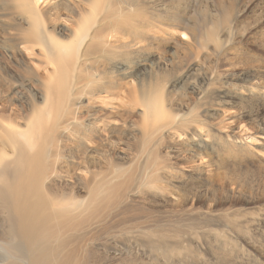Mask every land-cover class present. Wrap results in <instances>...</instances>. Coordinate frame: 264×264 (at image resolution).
I'll list each match as a JSON object with an SVG mask.
<instances>
[{"label": "bare ground", "instance_id": "obj_1", "mask_svg": "<svg viewBox=\"0 0 264 264\" xmlns=\"http://www.w3.org/2000/svg\"><path fill=\"white\" fill-rule=\"evenodd\" d=\"M138 1L0 0L11 31L0 46L16 61L13 73L0 67V264H96L93 252L116 238L150 264H234L248 229L264 231V125L241 124L243 107L264 106V59L247 53L263 72L224 76L250 59L214 60L234 25L222 0L199 14L181 6L193 0H151L142 10ZM143 15L190 21L164 29ZM156 35L174 37L177 52L191 48L184 81L158 76L165 65L149 60L154 48L137 47ZM257 39L264 45V31ZM173 85L195 101L181 93L171 111ZM200 189L220 197L200 202Z\"/></svg>", "mask_w": 264, "mask_h": 264}, {"label": "rangeland", "instance_id": "obj_2", "mask_svg": "<svg viewBox=\"0 0 264 264\" xmlns=\"http://www.w3.org/2000/svg\"><path fill=\"white\" fill-rule=\"evenodd\" d=\"M151 0H139L135 8H138L142 10L143 8L147 9L149 8L148 2ZM194 3L186 1V4L184 2V5L182 4V7H189L192 5V7L195 9V11L199 14L201 11L200 9L209 10L208 12L211 13L215 11L218 8V5H220V2H217L218 0H193ZM221 1V0H219ZM189 2V3H188ZM224 2V6L226 8H230L233 13L231 18L233 19V24L231 26V39H230V46L227 52H225L222 56H220L219 59H214L217 62H221V64H224V59L228 58V62L234 63L236 62L235 59L232 57L239 59L238 55L240 52H244L245 57L249 58L250 56L246 55L253 51L257 53V55L264 59V45L261 44V42H258L257 38L260 37V33L264 31V0H222ZM167 4V3H165ZM4 5V7H3ZM0 9V21L2 23V27H0V42L4 34H7V32L11 33V31H7L5 27H7L4 23V18L6 16H9L10 10L8 13V4H1ZM253 11V12H252ZM127 15L129 14L128 10L125 12ZM242 13V15L240 14ZM59 14L61 15V18H65V11L60 9ZM219 11L217 12V17L219 18ZM129 17H132L131 23L134 25V29L138 32H141L140 29H137L135 26V23L133 22L134 17L131 15H128ZM182 18L181 21L171 20L167 21L166 23L162 18H152L149 17V15H143L142 20H147L150 24L154 23V25H158L161 28H164L166 26H169L171 29H174L175 27H179L181 25H185L190 21L188 17H180ZM237 18V23H234V19ZM145 23H143L144 25ZM5 28V30H4ZM166 29V28H164ZM3 32V33H2ZM141 33H138V36ZM6 36V35H5ZM153 38V37H152ZM160 42L154 41L153 39L149 38L148 40H145L141 44H138V46H145L149 50L154 48L153 55L149 58L150 61L160 64H164V69L158 70L157 75L162 76L164 75H170L171 78H173L175 75L178 77L183 78L184 81V75H183V67L188 66L191 63H194L196 61L193 57H190L185 52L189 51L191 49L190 47H185L183 50H173V48H177L178 45H175L174 37L169 41V37H166L164 35H159L156 37ZM179 37H175V39H178ZM173 40V41H172ZM172 41V42H171ZM175 41V42H174ZM259 44H258V43ZM159 44V45H158ZM156 45V46H155ZM157 47V49H155ZM179 49V48H178ZM119 51V50H118ZM250 53V55H251ZM23 61H26L24 57H21ZM232 59V60H231ZM250 59V58H249ZM246 64L245 66L242 65H230L226 68L228 69V73H225L224 76H230L234 79L242 78L246 79L248 74L247 72H252V70L259 72H263L262 69H258L255 66L256 62H253L252 59L245 60ZM227 62V63H228ZM143 64H139L137 66V75H141L140 77H143L146 74L147 65L150 63L148 60H145L142 62ZM16 64V61L12 59L7 52H5V49L2 46H0V67L4 70H6L9 73H13V66ZM142 65H144L142 67ZM251 65V66H250ZM202 66V63H200V77L203 80L204 70ZM193 76V75H192ZM191 76V77H192ZM168 77L166 78V80ZM259 81L264 82V77L259 79L256 77ZM26 81V79H24ZM197 82L199 83V79L196 78ZM182 81V82H183ZM191 81V80H190ZM174 88H171V95L174 96V92L176 93L175 100H177L174 104H172L169 109L171 111L179 110V108L182 106V96L181 93L190 101L194 102L195 97L191 89L189 87H182L181 85L177 86V89L175 90V85H173ZM180 88V92L179 89ZM225 102L226 106L225 108H229L232 104L228 100ZM216 106L212 107L214 109L218 108L217 106L220 105L218 101H214ZM18 109L22 107V104H18ZM109 111V108L106 110ZM242 126L247 131H251V129H254L256 127L264 125V106H253V107H243L242 109ZM121 114L124 115L125 118L128 116H131L134 118V115H130L127 112H122ZM83 117H85V114H83ZM212 123H209L210 125ZM250 173V172H249ZM251 173H253V176L255 178L259 177L261 173L259 171L251 170ZM230 175H236L230 174ZM216 179L218 177H215ZM250 181V180H249ZM251 182V181H250ZM254 189L259 192L262 190L261 184L259 182H255ZM199 194L200 202L205 203H211L212 201H215L217 198L220 197V194H215V196L206 194L204 189H200L196 191ZM160 206H164L163 204H159ZM154 226H150L148 229H153ZM210 227L207 225H201L199 229L202 230H208ZM252 229H248V232L251 233V237H247L244 240L241 241V246L239 247L240 251L243 254V258L239 259H233L234 264H264V231L259 232L256 234H253ZM233 232V233H231ZM231 232H229L230 237L229 239L235 243L238 240V234L236 230L232 229ZM235 233V234H234ZM241 234V233H240ZM119 238H116L115 241H105L104 246L101 249L99 247V250H95L92 254L94 257H91L90 259L96 264H150L144 257H141L139 254V250L136 248H133L131 245H124L118 240ZM112 242V243H111ZM114 243V244H113ZM237 245V244H236ZM238 246V245H237ZM200 249H190V252H200ZM204 251V250H203ZM97 252V253H95ZM238 254V253H237ZM206 255V254H205ZM207 256V255H206ZM239 256H241L239 254ZM206 258H209L207 256Z\"/></svg>", "mask_w": 264, "mask_h": 264}]
</instances>
